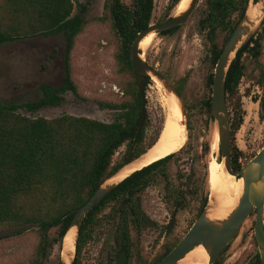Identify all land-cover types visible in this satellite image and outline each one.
Segmentation results:
<instances>
[{
    "label": "rangeland",
    "instance_id": "1",
    "mask_svg": "<svg viewBox=\"0 0 264 264\" xmlns=\"http://www.w3.org/2000/svg\"><path fill=\"white\" fill-rule=\"evenodd\" d=\"M124 2L131 4L133 0ZM74 3L73 15L79 14L84 24L70 56L71 74L80 96L67 91L63 94L62 103L41 106L33 115L54 118L71 114L109 122L113 119V111L102 108L99 101H120L126 98L125 90L132 86L135 78L131 73L120 70L116 59L120 45L118 36L110 22L99 20L104 13L105 0H74ZM169 4L170 0H155L153 23L166 17ZM82 5L85 6L84 12H80ZM253 5L251 0L250 6ZM179 8L176 7L171 14H178ZM209 11L208 1L198 0L193 13L180 29L166 36L155 32L145 49L141 48L146 60L164 71L176 85H182L187 113L191 114V117L186 115L184 119L193 126L191 135L187 130L188 138L186 137L183 148L168 161V187H164L159 178L158 182L142 194L143 208L161 227L157 230L145 229L140 234L135 230L131 233L133 253L135 257L139 255L145 261L161 254L166 245L179 240L186 233L197 215L202 196L207 194L209 200V164L213 159L221 158L215 119L203 107L188 108L209 94L206 79L209 73L215 71L209 58L210 45L199 24ZM251 34H263L264 45L262 21L253 28L244 42ZM225 36L224 31L218 32L217 41L220 45ZM65 46L62 33L42 34L1 44L0 98L14 101L38 100L42 96L39 88L43 83L61 85L64 78ZM246 62V75L239 84L238 92L229 101L232 120L238 113L243 115V122L233 136L234 144L242 152L239 159L242 165L264 147V115L261 116V101L264 99V48L258 60L247 55ZM146 94L147 118L150 120L146 130L150 139L160 125L164 128L166 121L170 118L175 120L176 115L164 101V98L174 97L164 87H159L154 79L146 87ZM175 102L177 103L176 99ZM20 112L32 114L25 108H21ZM206 146H209L208 149ZM124 148L121 147L116 153L115 161L120 159ZM191 169L194 172L191 182L194 193L191 191L185 195V204L177 213L176 226L167 232L166 227L174 209L168 193L170 190L180 192L186 188L185 183ZM110 207L103 210L104 219L107 218ZM255 218L254 213L250 215L239 235L230 243L224 254L223 264H247L255 258L258 251L254 236ZM37 229L32 225L19 231L0 227V264H30L37 256L41 240ZM58 230L59 227L53 228L48 233V239L56 237ZM114 231L113 222L105 220V223L99 224L82 250L79 253L75 251L76 264H117L116 257H110L109 253ZM62 247V243L55 242L44 251L42 260L49 264L60 263Z\"/></svg>",
    "mask_w": 264,
    "mask_h": 264
},
{
    "label": "trees",
    "instance_id": "2",
    "mask_svg": "<svg viewBox=\"0 0 264 264\" xmlns=\"http://www.w3.org/2000/svg\"><path fill=\"white\" fill-rule=\"evenodd\" d=\"M180 0H170L168 13L180 7ZM255 2L257 0H254ZM250 0H210L212 9L203 27L207 30L209 58L212 68L221 55L224 45L217 41V29L227 30V41L239 20L244 15ZM82 5L80 12H84ZM225 7L218 15L213 9ZM155 9V0H105L104 13L99 20L110 22L119 39L116 59L120 70L133 75L131 62L132 43L138 33L147 27ZM74 0H1L0 2V45L6 42L33 38L42 34L62 33L65 39V81L61 86L43 83L40 85L42 96L38 100L14 101L0 98V227L21 230L36 226L41 240L37 256L30 264H49L42 260L44 251L55 242L64 243L65 234L73 219L70 212L85 204L98 187L120 167L144 153L162 134L160 125L155 135L148 139L146 128L150 120L140 130L142 98L135 79L132 86L125 90L126 98L120 101H99L102 108L113 111L109 122L99 119L63 114L54 118L33 115L44 105H59L61 93L72 90L80 96L73 81L70 66L71 51L78 34L83 28V19L73 15ZM237 13L236 18L232 15ZM264 32V19L262 21ZM263 34L254 39L250 36L237 51L226 76V98L229 105L237 91L245 65L242 61L244 51L252 48L258 53ZM256 47H250L251 42ZM134 76V75H133ZM214 74L206 79L209 94L200 102L189 105V109L203 107L210 117L212 86ZM152 81L148 75L145 87ZM178 92L184 97L182 85ZM185 100V99H184ZM25 108L31 115L20 112ZM240 108V106H239ZM264 115V99L261 101V116ZM191 117L190 113H187ZM243 115L238 113L232 120V160L236 169L242 167L239 159L242 152L234 144V131L240 128ZM189 135L193 126L187 123ZM161 132V133H160ZM125 147L119 160H114L121 147ZM209 146H206L208 149ZM173 153L135 171L119 183L84 218L77 244L78 253L92 238L94 230L104 220L103 210L110 207L106 221L113 222L118 249L128 247L130 239L129 220L125 212L116 215L125 202L132 203L138 211L140 193L150 184L156 183L161 176L168 178V161ZM219 160V159H218ZM221 161V159L219 160ZM180 192L169 200L176 202ZM205 198L203 205L206 206ZM138 228L143 226V218L138 216ZM59 227L58 234L48 239V233ZM127 245V246H126ZM60 264V263H58ZM76 264V259L74 263ZM259 264V262H258Z\"/></svg>",
    "mask_w": 264,
    "mask_h": 264
},
{
    "label": "water",
    "instance_id": "3",
    "mask_svg": "<svg viewBox=\"0 0 264 264\" xmlns=\"http://www.w3.org/2000/svg\"><path fill=\"white\" fill-rule=\"evenodd\" d=\"M196 3L197 0H191L188 8L183 12L173 15L166 21L149 25L138 34L132 44V70L137 88L142 98L140 130L145 126L147 118V95L146 88L144 86V80L148 75L150 77H152V75L156 76L163 83L166 91L176 95L181 106L183 117L187 115V109L184 103V99L179 94L175 83L165 73L146 61V59L141 54L140 43L143 38H145L150 32L164 31L183 24L194 10ZM254 3L255 5L261 6L260 14L256 17H252L249 14V7L247 8L246 12L231 34L228 42L224 46L223 51L217 61L214 72L212 104L210 111L212 118L215 119L217 124L219 147L222 155V160H224L225 163V168L230 174L235 175L238 179L243 178V193L239 198L236 207H234V209H232L224 218L209 217L208 210L210 206L208 200L205 208L196 219L194 224L191 226L189 231L182 238V240L157 264H178L179 261L185 258L189 252L201 245L204 246L207 253L209 254L208 264H214V262L224 251V249L239 235L245 222L254 211L256 212V221L254 225L255 237L261 257V264H264V147L242 168H234L232 160L231 114L227 104L225 89L227 72L237 51L242 46L245 38L251 33L253 28L264 19V0H257ZM184 124L186 126V130H188L185 119ZM154 145H152L151 147H153ZM150 148H148L138 157L120 167L98 187V189L85 204L73 209L70 212V214H73V219L65 236L70 229H76L75 249L74 251L65 250L64 244L62 242L63 247L61 250L62 255L60 264L74 263V256L75 251L77 250L80 228L84 218L89 213V211L92 210L124 179H126L135 171L140 170L151 163L134 170L131 174L127 175L119 181H112V178L120 173L126 166L138 161L143 155L147 153V151H149ZM169 155L171 154H168L165 157ZM192 179L193 171H191L190 177L186 183L187 190L190 189ZM119 264H127V252L125 250L121 252Z\"/></svg>",
    "mask_w": 264,
    "mask_h": 264
},
{
    "label": "bare ground",
    "instance_id": "4",
    "mask_svg": "<svg viewBox=\"0 0 264 264\" xmlns=\"http://www.w3.org/2000/svg\"><path fill=\"white\" fill-rule=\"evenodd\" d=\"M191 0H182L178 14L186 10ZM260 5L249 7V14L256 17L260 14ZM258 25V24H257ZM256 25V26H257ZM149 33L140 43V47L144 48L149 44L152 39V34ZM159 85L164 87L163 83L156 77H151ZM171 93V92H169ZM174 98H164L166 105H168L176 115L175 120H167L163 128L161 136L143 155L138 161L126 166L120 173L112 178V181H119L131 174L134 170L141 168L153 161L165 157L168 154L177 153L183 148L186 142V126L184 124V117L181 111V106L175 94L171 93ZM170 95V94H169ZM168 95V96H169ZM175 99L177 103L175 102ZM178 105V106H177ZM180 109V110H179ZM181 111V113H180ZM183 117V124H182ZM209 178H210V199H209V217L211 218H224L227 214L236 207L239 198L243 193L244 180L237 178L235 175L230 174L226 168L224 160L217 161L213 159L209 164ZM75 235L76 229L72 228L68 231L64 239V249H75ZM66 255V254H65ZM209 254L204 246H199L189 252L185 258L179 261L178 264H208Z\"/></svg>",
    "mask_w": 264,
    "mask_h": 264
},
{
    "label": "flooded vegetation",
    "instance_id": "5",
    "mask_svg": "<svg viewBox=\"0 0 264 264\" xmlns=\"http://www.w3.org/2000/svg\"><path fill=\"white\" fill-rule=\"evenodd\" d=\"M181 1V0H180ZM179 1V2H180ZM208 1V6H209V9H210V11H209V13H208V15L206 16V17H204V18H202L201 20H200V22H199V24H200V27H201V30H202V32L205 34V37L207 38V30L203 27V21L205 22L208 18H209V16H210V13H211V11H212V9H211V7H210V0H207ZM253 1V3L255 2L254 0H252ZM250 2H251V0H250ZM197 3H198V0H197ZM197 3H196V6H197ZM179 4V3H178ZM178 4L176 5V7L178 6ZM249 5H250V3H249ZM169 6V5H168ZM196 6H195V8H196ZM175 7V8H176ZM249 7V6H248ZM174 8V9H175ZM194 8V9H195ZM173 9V10H174ZM172 10V11H173ZM224 10H225V7H219V8H216V9H213V11L214 12H216L218 15H221L223 12H224ZM172 11L170 12V14L168 13V10H167V13H166V17L164 18V19H162V20H160L159 22H163V21H166V20H168L169 18H171L172 16H173V14H171L172 13ZM194 11V10H193ZM193 11H192V13H193ZM246 12V11H245ZM191 13V14H192ZM154 14V13H153ZM191 14H190V16H191ZM189 16V17H190ZM236 16H237V13H234L233 15H232V17L233 18H236ZM188 17V18H189ZM188 18H187V20H188ZM153 19V18H152ZM186 20V21H187ZM185 21V22H186ZM240 21V20H239ZM159 22H156V23H159ZM184 22V23H185ZM183 23V24H184ZM239 23V22H238ZM237 23V24H238ZM152 24H154L153 23V21L151 20V22H150V24L149 25H152ZM183 24H181V25H178V26H175V27H173V28H170V29H167V30H164V31H153V32H157L158 34H160V35H163V36H166V35H169V34H172V33H174L175 31H177L178 29H180L181 28V26L183 25ZM148 25V26H149ZM147 26V27H148ZM237 26V25H236ZM235 26V27H236ZM147 27H145V28H147ZM144 28V29H145ZM144 29H142L141 31H143ZM235 29V28H234ZM224 31L226 34H227V30H224V29H222V28H218L217 29V32H216V35H217V37H218V32L219 31ZM140 31V32H141ZM234 31V30H233ZM233 31H232V33H233ZM139 32V33H140ZM138 33V34H139ZM151 33V32H150ZM231 33V34H232ZM231 34H230V36H231ZM138 36V35H137ZM230 36H229V38H230ZM250 36H253L254 37V39H256V38H258L259 37V34L258 35H254V34H251ZM249 36V37H250ZM248 37V38H249ZM225 38H226V36H225ZM225 38H224V40H225ZM229 38L227 39V41H223V43H222V45H226V43L228 42V40H229ZM247 38V39H248ZM136 39V38H135ZM207 40H208V38H207ZM134 42V41H133ZM208 45H211V42H209V40H208ZM133 44V43H132ZM244 44V43H243ZM250 47H256V45H255V42L253 41V42H251V44H250ZM224 48V47H223ZM263 48H264V45H263V38H261V45L260 46H258V53H253L251 50H252V48H249L247 51H244V53H243V55H242V61H243V63H244V65H245V73H244V75L242 76V78L246 75V67H247V62H246V56L247 55H251L252 57H254V58H256L257 60H258V58L262 55V53H263ZM140 50H141V48H140ZM223 51V50H222ZM222 53V52H221ZM141 54H142V52H141ZM143 55V54H142ZM148 63H150L148 60H146ZM151 64V63H150ZM217 64V63H216ZM152 66H154V67H156V68H158L156 65H154V64H151ZM216 67V66H215ZM215 67H214V69H215ZM159 70H161L160 68H158ZM133 71V70H132ZM162 71V70H161ZM163 73H165L164 71H162ZM214 72L215 71H213V72H211V73H213L214 74ZM211 73H209V74H211ZM166 74V73H165ZM134 75V74H133ZM167 75V74H166ZM168 76V75H167ZM209 76V75H208ZM147 77V76H146ZM169 77V76H168ZM170 78V77H169ZM214 78V77H213ZM242 78H241V80H242ZM146 79V78H145ZM152 79V78H151ZM171 79V78H170ZM241 80H240V82H241ZM64 81H65V68H64V78H63V82H62V84L61 85H63L64 84ZM145 81V80H144ZM152 81H153V79H152ZM240 84V83H239ZM61 85H59V86H61ZM137 85V84H136ZM176 85V84H175ZM145 86V85H144ZM176 87H177V85H176ZM238 87H239V85H238ZM146 88V87H145ZM212 88H213V86H212ZM226 89V88H225ZM177 90H178V87H177ZM237 90H238V88H237ZM67 91H72V90H67ZM66 91V92H67ZM73 92V91H72ZM65 93V92H64ZM64 93H61V95H62V101L64 100V96H63V94ZM77 95V94H76ZM147 95V94H146ZM77 96H79V95H77ZM227 99V98H226ZM62 101H61V103H62ZM227 104H228V102H227ZM229 107V106H228ZM229 110H230V107H229ZM230 114H231V110H230ZM210 115H211V113H210ZM147 119V118H146ZM146 123V122H145ZM231 123H232V114H231ZM232 147H233V140H232ZM220 148V147H219ZM179 152V151H178ZM220 154H221V152H220ZM219 160L220 159H222V155H221V158H218ZM219 160H217L218 162H219ZM244 165H242V167H243ZM241 167V168H242ZM236 169V168H235ZM240 169V168H239ZM191 171H193V169H191ZM190 174H191V172H190ZM190 174H189V176H188V179H189V177H190ZM169 177V176H168ZM193 177H194V172H193ZM167 179L168 178H166L165 176H161V181H162V184H163V186L164 187H168V183L166 182L167 181ZM188 179H187V181H188ZM193 180V179H192ZM159 181V179L157 180V182ZM187 181H186V183H187ZM186 183H185V185H186ZM153 184H155V183H153ZM153 184H150V185H148L141 193H140V200L138 201V204H137V207H138V211H135L134 209H133V207H132V203H129V202H125V203H123L122 204V207H121V209L120 210H118V211H116V215H121L123 212H125L126 214H127V216H128V220H129V223H130V226H129V232H130V239H129V241H128V243H127V245H128V247H126V248H122V249H118V242H117V240L115 239V232H116V230L114 231V237L112 238L113 239V244L112 245H110V257L111 256H113V257H116V263L117 264H119V260H120V255H121V252L122 251H126L127 252V264H157L159 261H161L170 251H172L176 246H177V244L182 240V238L185 236V234L189 231V229L191 228V226L194 224V222L196 221V219L199 217V215L201 214V212L203 211V209L205 208V205H203V201H204V199L205 198H207L208 199V196H207V194L206 195H204V196H202V202H201V205H200V207H199V209H198V211H197V215H196V217H195V219H194V221L191 223V225H190V227L188 228V230L186 231V233L179 239V240H177V241H172V243L171 244H169V245H166L165 246V248H164V250L162 251V253L161 254H158V255H154L155 257L154 258H152V259H150L149 261H145V260H143L141 257H139V255H138V257H135V255H134V253H133V250H134V244L132 243V241H131V233H132V231H136L138 234H140L142 231H144L145 229H158V228H161L160 226H159V224L157 223V221H155V220H153V219H151V217L146 213V211H145V209L143 208V205H142V194L145 192V190L148 188V187H150L151 185H153ZM184 191H185V193H184ZM192 191V192H191ZM194 193V188H191V184H190V189L189 190H187V186H186V188L185 189H183L182 191H180V196L179 197H177L178 199H177V201L176 202H172V203H174V209H173V212H172V214H171V219H170V222L168 223V225H167V227H166V229H167V232H170V231H172L173 230V228L176 226V223H177V213H178V211H179V209H181V207L182 206H184V204H185V200H186V194H189V193ZM169 195V199H170V197H172V196H174L175 195V197H176V195H177V190H170L169 191V193H168ZM181 202V203H180ZM180 203V204H179ZM254 214H255V216H256V212L254 211L253 212ZM252 213V214H253ZM251 214V215H252ZM138 216H139V218H143V226H142V228L140 229V228H138V226H137V223H138ZM106 219V218H105ZM105 219L103 220V222L102 223H105ZM255 221H256V218H255ZM107 222H109V223H111L110 221H107ZM254 225H255V222H254ZM114 229H115V227H114ZM254 236H255V231H254ZM255 239H256V237H255ZM256 244H257V241H256ZM126 245V246H127ZM258 246V245H257ZM229 247H230V244L224 249V251L219 255V257L216 259V261L214 262V264H223V261H224V254H226V252L228 251V249H229ZM137 256V255H136ZM258 262H259V264H261V257H260V254H259V250L256 252V256H255V258L252 260V261H250L249 263H247V264H258Z\"/></svg>",
    "mask_w": 264,
    "mask_h": 264
}]
</instances>
